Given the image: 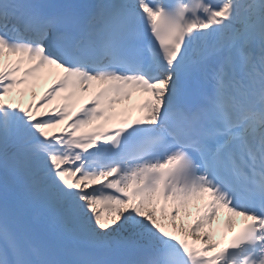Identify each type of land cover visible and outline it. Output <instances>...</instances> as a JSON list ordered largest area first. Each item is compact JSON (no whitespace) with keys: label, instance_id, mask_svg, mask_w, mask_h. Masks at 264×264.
I'll use <instances>...</instances> for the list:
<instances>
[{"label":"snow or ice","instance_id":"1","mask_svg":"<svg viewBox=\"0 0 264 264\" xmlns=\"http://www.w3.org/2000/svg\"><path fill=\"white\" fill-rule=\"evenodd\" d=\"M0 264H264V0H0Z\"/></svg>","mask_w":264,"mask_h":264},{"label":"bare ground","instance_id":"2","mask_svg":"<svg viewBox=\"0 0 264 264\" xmlns=\"http://www.w3.org/2000/svg\"><path fill=\"white\" fill-rule=\"evenodd\" d=\"M223 214H226V213L223 211ZM221 216H222V214H221Z\"/></svg>","mask_w":264,"mask_h":264}]
</instances>
